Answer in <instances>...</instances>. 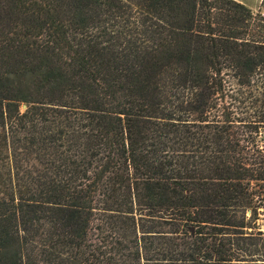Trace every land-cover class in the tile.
<instances>
[{"label": "trees", "instance_id": "trees-1", "mask_svg": "<svg viewBox=\"0 0 264 264\" xmlns=\"http://www.w3.org/2000/svg\"><path fill=\"white\" fill-rule=\"evenodd\" d=\"M263 201L264 0H0V264H264Z\"/></svg>", "mask_w": 264, "mask_h": 264}, {"label": "built area", "instance_id": "built-area-1", "mask_svg": "<svg viewBox=\"0 0 264 264\" xmlns=\"http://www.w3.org/2000/svg\"><path fill=\"white\" fill-rule=\"evenodd\" d=\"M258 219H257V229L256 231L261 233L264 236V201L262 205L257 209ZM251 216V212L249 213Z\"/></svg>", "mask_w": 264, "mask_h": 264}, {"label": "rangeland", "instance_id": "rangeland-1", "mask_svg": "<svg viewBox=\"0 0 264 264\" xmlns=\"http://www.w3.org/2000/svg\"><path fill=\"white\" fill-rule=\"evenodd\" d=\"M242 3L254 11H258L261 8L262 0H235ZM257 229V224H256Z\"/></svg>", "mask_w": 264, "mask_h": 264}, {"label": "water", "instance_id": "water-1", "mask_svg": "<svg viewBox=\"0 0 264 264\" xmlns=\"http://www.w3.org/2000/svg\"><path fill=\"white\" fill-rule=\"evenodd\" d=\"M27 108V106H24V109H26Z\"/></svg>", "mask_w": 264, "mask_h": 264}]
</instances>
